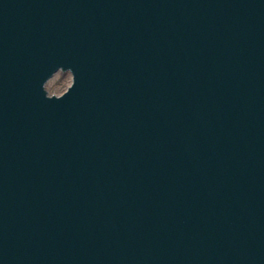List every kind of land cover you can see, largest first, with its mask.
Here are the masks:
<instances>
[{
  "label": "water",
  "instance_id": "obj_1",
  "mask_svg": "<svg viewBox=\"0 0 264 264\" xmlns=\"http://www.w3.org/2000/svg\"><path fill=\"white\" fill-rule=\"evenodd\" d=\"M0 264H264V0H0Z\"/></svg>",
  "mask_w": 264,
  "mask_h": 264
},
{
  "label": "rangeland",
  "instance_id": "obj_2",
  "mask_svg": "<svg viewBox=\"0 0 264 264\" xmlns=\"http://www.w3.org/2000/svg\"><path fill=\"white\" fill-rule=\"evenodd\" d=\"M72 81V76L69 73L60 75L57 74L49 83L48 91L50 93L64 92Z\"/></svg>",
  "mask_w": 264,
  "mask_h": 264
}]
</instances>
